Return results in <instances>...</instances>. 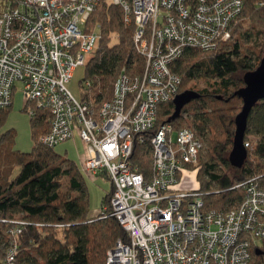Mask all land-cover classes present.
<instances>
[{
    "label": "built area",
    "instance_id": "built-area-1",
    "mask_svg": "<svg viewBox=\"0 0 264 264\" xmlns=\"http://www.w3.org/2000/svg\"><path fill=\"white\" fill-rule=\"evenodd\" d=\"M101 2L133 26L143 69L122 68L110 100L94 108L67 84L98 46L100 33L87 22ZM242 9V0H0V110L20 84L30 118L36 110L50 115L38 142L54 148L76 134L86 149L82 172L110 180L100 219L114 218L128 241L117 240L105 264H249L251 246L264 242V186L249 179L228 189L241 194L237 205L205 207L203 192L178 187L198 165L202 141L188 127L155 128L158 106L178 94L175 62L186 48L210 52L228 42ZM90 87L83 80L81 94ZM136 146L150 154L148 173L133 163ZM10 223L0 264H24L16 237L25 222Z\"/></svg>",
    "mask_w": 264,
    "mask_h": 264
},
{
    "label": "trees",
    "instance_id": "trees-1",
    "mask_svg": "<svg viewBox=\"0 0 264 264\" xmlns=\"http://www.w3.org/2000/svg\"><path fill=\"white\" fill-rule=\"evenodd\" d=\"M243 9L231 25L230 39L216 50L186 48L172 71L180 76L178 94L190 90L199 97L183 107L171 125L194 130L203 143L195 168L207 208L237 205L241 194L228 190L235 184L256 179L264 186V101L258 102L247 119L244 143L247 157L241 168L228 156L232 148L234 118L242 101L235 95L243 87V75L253 71L264 56V0H242ZM100 33L98 46L86 65L91 87L81 98L93 107L110 100L122 68L140 74L143 60L133 48L132 25H125L117 6L101 2L88 20ZM200 81L203 85L198 84ZM10 108V107H9ZM0 110V124L9 109ZM26 111V108H23ZM171 101L157 108L155 128L172 115ZM50 115L36 110L30 118L34 145L29 153L13 148L14 135L0 133V261L9 245L10 221L25 222L16 237V257L24 264H105L106 252L117 240L128 241L114 218H90L85 180L78 166L38 142L49 131ZM139 171H150L148 152L136 146ZM214 188L215 190H211ZM218 192V193H215ZM110 192L102 199L108 208ZM108 213V210L107 212ZM264 242L252 245L249 264H264Z\"/></svg>",
    "mask_w": 264,
    "mask_h": 264
},
{
    "label": "rangeland",
    "instance_id": "rangeland-1",
    "mask_svg": "<svg viewBox=\"0 0 264 264\" xmlns=\"http://www.w3.org/2000/svg\"><path fill=\"white\" fill-rule=\"evenodd\" d=\"M86 77V68L79 67L73 73L71 81L67 84V89L71 94L77 98H81L80 85ZM198 84L203 85L200 81ZM24 99L21 93V85L17 84L14 90L12 106L6 111L3 122L0 124V133H12L14 135L13 148L20 153H29L34 145L32 137L30 116L27 112L23 111ZM187 127V126H183ZM190 128V127H188ZM54 151L59 155H69L73 162L79 161L78 157L82 158L86 155V149L81 141L76 140L67 141L55 146ZM67 157V156H66ZM150 161V154L148 155ZM137 160L133 163L136 164ZM85 186L88 193V209L89 217L97 218L102 213V199L110 192L111 182L107 177H89L83 173ZM178 187L181 190H197L199 187L195 170H187L182 173ZM211 190H215L212 188Z\"/></svg>",
    "mask_w": 264,
    "mask_h": 264
},
{
    "label": "water",
    "instance_id": "water-1",
    "mask_svg": "<svg viewBox=\"0 0 264 264\" xmlns=\"http://www.w3.org/2000/svg\"><path fill=\"white\" fill-rule=\"evenodd\" d=\"M243 87L235 95L242 101L240 112L234 118V137L232 148L228 160L233 167L241 168L246 160L247 151L244 146V134L247 128V119L253 107L260 101H264V56L261 58L258 66L243 75ZM199 95L190 90L177 94L172 104L174 111L165 123H172L180 117L184 106L197 99ZM264 257V251L259 250Z\"/></svg>",
    "mask_w": 264,
    "mask_h": 264
},
{
    "label": "crops",
    "instance_id": "crops-1",
    "mask_svg": "<svg viewBox=\"0 0 264 264\" xmlns=\"http://www.w3.org/2000/svg\"><path fill=\"white\" fill-rule=\"evenodd\" d=\"M11 106H12V105H11ZM76 140L81 141V140L79 139V137L75 134V135L73 136V138H72L71 140H69V141H73V142H75ZM53 150H54V149H53ZM56 153H57V152H56ZM57 154H58V153H57ZM61 156H63V155H61ZM66 156H67V157H66ZM66 156H64V157L72 161L71 157H70L69 155H67V152H66ZM78 159H79V161H78L77 163H75V162H74V163L78 166L80 172H81L82 175H83V172H82V170H81V166H80L83 157L80 158V156H79ZM97 176L102 177V178H103V177H106L105 175H102V174H98ZM97 176H96V177H97Z\"/></svg>",
    "mask_w": 264,
    "mask_h": 264
}]
</instances>
